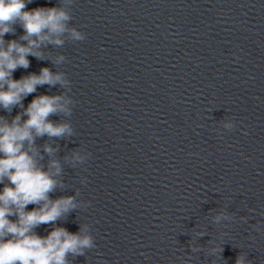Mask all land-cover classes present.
Listing matches in <instances>:
<instances>
[{
	"label": "clouds",
	"instance_id": "clouds-1",
	"mask_svg": "<svg viewBox=\"0 0 264 264\" xmlns=\"http://www.w3.org/2000/svg\"><path fill=\"white\" fill-rule=\"evenodd\" d=\"M30 3L32 0H0V109L9 114L14 108L20 109L10 120L0 116V264H71L70 255L83 256L95 247L87 223H80L75 233L56 226L57 221L87 206L88 202L77 199L79 190L55 199L50 195L65 189V165L76 169L91 157L84 147L72 148L60 156V144L48 142L70 140L75 135L69 119L75 105L68 95L71 82L64 72L48 67L19 79H14L13 73L30 66L29 56L46 60L44 49L49 46L60 48L66 42H80L87 37L71 23L75 0H57L56 6L27 10ZM17 25L23 34L5 40L6 34L15 35ZM65 60L63 54H58L50 61L59 66ZM44 85L65 91L35 96L25 107V98ZM52 116L60 119L52 120ZM221 125L228 131L236 127L228 117L221 120ZM44 137L46 142L38 144ZM29 205L35 207L29 211ZM232 219L233 215L223 209L212 216L214 224ZM47 224L53 225L52 230L40 236L35 230ZM210 251L222 254L223 248L213 247ZM235 264L250 261L240 252Z\"/></svg>",
	"mask_w": 264,
	"mask_h": 264
}]
</instances>
